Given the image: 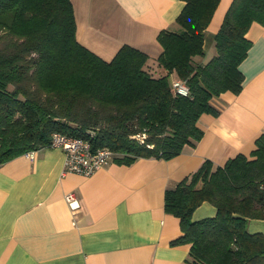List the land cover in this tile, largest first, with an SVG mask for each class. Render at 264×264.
<instances>
[{
  "label": "trees",
  "instance_id": "1",
  "mask_svg": "<svg viewBox=\"0 0 264 264\" xmlns=\"http://www.w3.org/2000/svg\"><path fill=\"white\" fill-rule=\"evenodd\" d=\"M183 1L179 29L157 35V58L124 44L104 60L76 39L71 0H0V163L47 146L53 132L107 147L124 164L169 159L198 141L199 116L218 112L212 99L242 88L246 32L264 25V0L231 1L205 63L194 58L205 55L219 0ZM173 78L185 81L188 95L172 91ZM203 201L215 214L193 220ZM163 207L179 219L171 243L189 246L188 264H264V233L247 231L248 219H264V133L248 154L222 165L203 160L165 189Z\"/></svg>",
  "mask_w": 264,
  "mask_h": 264
},
{
  "label": "crops",
  "instance_id": "2",
  "mask_svg": "<svg viewBox=\"0 0 264 264\" xmlns=\"http://www.w3.org/2000/svg\"><path fill=\"white\" fill-rule=\"evenodd\" d=\"M232 0H219L205 30V63L214 54V36ZM76 39L104 60L124 44L157 58L161 30L175 22L183 0H71ZM251 41L240 63L242 88L212 99L217 113H202V137L169 159L139 157L130 164L113 158L93 174L64 171L57 147L35 150L0 163V264H188L189 246L172 244L179 219L165 212L164 191L196 170L203 160L222 165L248 154L264 133V25L253 22ZM74 193L78 207L65 195ZM203 201L192 219L213 216ZM247 231L264 233V219L250 218Z\"/></svg>",
  "mask_w": 264,
  "mask_h": 264
},
{
  "label": "built area",
  "instance_id": "3",
  "mask_svg": "<svg viewBox=\"0 0 264 264\" xmlns=\"http://www.w3.org/2000/svg\"><path fill=\"white\" fill-rule=\"evenodd\" d=\"M170 84L175 94L182 96L188 95L189 89L185 81L179 78H173ZM47 147H57L63 150L65 155L64 171L74 172L84 176L93 174L101 166L108 163L113 155L107 147L92 150L88 140L60 132H53L51 134ZM34 152L35 150H29L24 155L32 159L34 158ZM65 200L70 208L75 209L78 207L74 193L66 194Z\"/></svg>",
  "mask_w": 264,
  "mask_h": 264
},
{
  "label": "rangeland",
  "instance_id": "4",
  "mask_svg": "<svg viewBox=\"0 0 264 264\" xmlns=\"http://www.w3.org/2000/svg\"><path fill=\"white\" fill-rule=\"evenodd\" d=\"M172 77H173V75H170V76H169V79H171Z\"/></svg>",
  "mask_w": 264,
  "mask_h": 264
}]
</instances>
